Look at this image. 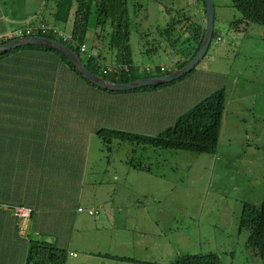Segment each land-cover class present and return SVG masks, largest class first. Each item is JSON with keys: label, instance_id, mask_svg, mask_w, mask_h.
<instances>
[{"label": "rangeland", "instance_id": "374dc122", "mask_svg": "<svg viewBox=\"0 0 264 264\" xmlns=\"http://www.w3.org/2000/svg\"><path fill=\"white\" fill-rule=\"evenodd\" d=\"M213 1L214 29L220 39H214L205 54L212 58L209 68L196 65L186 78L196 77L202 68L205 73L208 71L207 79L213 78L211 91L221 87L225 90L214 154L154 148L118 139L104 145L96 134L88 135L82 166L79 153L71 157L74 204L67 220L57 217L52 200L58 196H52V183L46 176L34 178L28 170L22 177L8 173L5 180L0 179V201L3 197L24 198L23 192L29 186L45 184V198L40 205L43 214H38L39 219H30V233L62 247L68 242L66 264H136L120 260L119 256L168 264L181 255L208 253L215 254L219 264H260L245 247L247 231L238 230V221L242 205L259 206L264 194V26L241 23L239 27L235 24L236 28L231 22L241 15L230 0ZM139 2L147 7L135 5ZM191 2L130 0V45L134 58L139 59L140 75L149 64L173 62L178 57L187 33L184 31L170 47V41L159 35V28L170 18L166 9L173 8L175 15L181 10L190 17L187 9H191ZM12 10L20 14L19 9ZM44 10L41 18L48 19L45 21L50 24H44L51 27L55 23ZM24 22L12 21L11 26L17 29L27 21ZM69 28L62 27V33H69ZM107 31L108 26L102 30L95 25L93 12L86 43L93 52L94 45L101 52V66L115 65L111 63ZM103 92V99L86 96V100L98 104L104 115L113 114L116 124L111 127L151 135L164 129L144 132L140 109L144 102L136 100L139 95L133 91ZM112 96H116L115 101ZM124 111L125 116H130L128 112L131 116L118 115ZM23 128L24 125H17V129ZM34 161L35 158H26L29 166L35 165ZM14 165H18L17 161ZM2 192L5 196H1ZM18 213L25 216L19 222L20 230L25 232L30 210L18 207Z\"/></svg>", "mask_w": 264, "mask_h": 264}, {"label": "crops", "instance_id": "0c3cea01", "mask_svg": "<svg viewBox=\"0 0 264 264\" xmlns=\"http://www.w3.org/2000/svg\"><path fill=\"white\" fill-rule=\"evenodd\" d=\"M191 1L192 6L190 10L187 9V14L204 27L203 6L199 0ZM135 5L144 7L140 2ZM13 8L19 9L20 14L17 15ZM42 10L52 17L54 0H0V16L3 13V18H0V36L14 33L16 29L11 26L12 21L24 19L27 22H24L23 27L41 22L50 24L45 21L48 19L41 18ZM70 21L65 24L64 29L67 25L70 27ZM155 42L153 41L152 44ZM84 45L87 50L90 49L86 42ZM94 48L95 52L92 49L86 51L91 56L92 53H101L95 45ZM109 52L111 63L115 64L114 52L113 50ZM131 56L133 65L140 68L137 64L139 59L134 58L132 51ZM210 59H212L211 55L204 56L197 67L208 69ZM175 61L174 59L173 62L152 63L145 68L160 66L167 70L173 68ZM202 68L196 77L185 76L178 84L132 92L134 95H139L136 100L144 102L140 108L144 118V132H155L163 127L166 128L167 124L173 123L178 115L211 92L209 86L213 83V78L209 76L207 79L208 71L205 73ZM104 95L105 92L88 85L68 70L52 52L25 48L0 58V179L5 180V175L8 173L21 174L22 177V173H28V170L33 172L34 178L40 174L46 176L48 183H52V196H58L57 199L52 200L57 217L67 220L74 204L71 157L79 153L82 158V162L79 159L81 167L88 135L95 134L99 127H111L116 124L112 113L104 115L98 104L86 100V96L103 99ZM112 97L114 100L116 96ZM128 114L131 116V112ZM118 115L124 118L130 117L125 116L126 111L118 112ZM17 125H24V128L17 129ZM41 156L52 157L49 169H41L39 164ZM20 158H24V161ZM26 158H35V165H27ZM14 161H17V166L14 165ZM44 185L37 182V185H31L28 187L29 190L23 192L24 198L18 197L12 200L3 197L1 201L6 204L11 201L12 204L29 206L34 210L33 218L39 219L38 214H43L40 205L45 198L42 195ZM5 194L2 192L1 196ZM62 195H64L63 200ZM44 217L48 218L47 215ZM29 222L30 220L26 223L27 230L23 232L13 226V219L8 212L0 211V264H24ZM65 247L68 248L69 244Z\"/></svg>", "mask_w": 264, "mask_h": 264}, {"label": "trees", "instance_id": "16d2710c", "mask_svg": "<svg viewBox=\"0 0 264 264\" xmlns=\"http://www.w3.org/2000/svg\"><path fill=\"white\" fill-rule=\"evenodd\" d=\"M199 1L205 11V1ZM129 2L130 0H54L52 18L55 24H52V31L32 32L31 35L45 36L67 44L79 54L81 60L92 73L106 80L117 83H128L141 78L171 73L172 71L183 67L196 54L202 42L204 27L193 20L192 17L186 16L181 10H177V14L175 15L172 9H166L170 14V18L164 27L159 28V34L170 41L171 45H174L185 31L187 34L182 41L183 46L182 48H179V55L175 59L176 61L173 68L167 70L163 68V70H161L162 67L154 66L152 69L150 68L149 71L145 70L143 75H140V68L134 66L132 63ZM230 5L241 15V18L234 19L231 22V25L233 24V26H235V24H237L236 26L239 27L241 23L244 26L251 23L264 26V0H230ZM93 12L95 13V25L98 28L104 30L107 26L109 27V31H107L108 46L110 50H113L114 52L115 64L121 67L126 66L127 71L121 70L118 74H102L100 70V62L103 58L101 53L94 54L91 52L93 56L90 54V57L85 58L80 52V46L86 42L88 24ZM68 21L71 22L70 31L65 34H69L71 37L68 40H63L62 37L57 34V30L59 32H65L64 26ZM214 21L212 38L209 46L214 39H220L218 32L214 29ZM40 24H44V22L28 27L22 26L17 28L14 33L19 29L32 28L39 26ZM62 27L64 30L61 29ZM14 33L11 35H1L0 44L18 37L17 35H14ZM25 48L52 52L64 63L68 70L88 85L95 86L81 75L67 56L53 47L27 44L5 52H0V58ZM176 49L177 48H175V50ZM195 67L196 66H194L188 73L171 82L160 85L142 86L131 91L134 92L166 87L180 81L187 76V74L192 72ZM95 87L97 88L98 86ZM102 90L110 91L106 89ZM225 100L224 88L221 87L215 89L201 98L185 112L178 115L171 125L154 135L122 131L109 126L99 127L95 131V134L101 139V142L104 145L111 144V141L118 139L129 143L149 145L154 148L187 150L195 153L214 154L218 145ZM80 162H82V158H80ZM51 163L52 157H39V164L42 170L49 169ZM133 166L139 167L141 164H134ZM18 207H24L30 210V215L26 218L27 221L33 218V208L31 209L29 206L21 204H6L4 201H0V211L8 212L13 219V226L15 225L16 228L20 229L19 222L21 219L25 218H20L16 214L15 208ZM238 230L240 232L244 230L247 231L244 243L245 247L251 251L253 257H256L260 261V264H264V194L259 206L251 205L249 203H244L242 205L238 221ZM33 234L30 233L29 229V232L27 233L28 236H26L27 250L24 264H66L68 249L65 246L68 245V242L62 247L45 238L37 239ZM105 256L110 257L109 255ZM118 259L134 262L136 264H161L156 261L136 260L125 256H119ZM168 264H219V262L218 257L215 254L208 253L181 255L174 262Z\"/></svg>", "mask_w": 264, "mask_h": 264}, {"label": "water", "instance_id": "95a60500", "mask_svg": "<svg viewBox=\"0 0 264 264\" xmlns=\"http://www.w3.org/2000/svg\"><path fill=\"white\" fill-rule=\"evenodd\" d=\"M204 1H205L204 33L198 51L183 67L174 70L171 73L163 74L160 76H150L147 78L137 79L128 83H117L106 80L92 73L87 68L85 63L81 60L79 54L76 53L67 44L45 36H38V35L19 36L13 40L0 44V52H5L27 44L53 47L59 50L60 52H62L65 56H67L85 79H87L95 86L100 87L101 89H106L110 91H128L142 86L164 84L171 82L181 77L182 75L188 73L203 58L204 54L207 51L213 32L214 2L213 0H204Z\"/></svg>", "mask_w": 264, "mask_h": 264}, {"label": "built area", "instance_id": "2783aa9c", "mask_svg": "<svg viewBox=\"0 0 264 264\" xmlns=\"http://www.w3.org/2000/svg\"><path fill=\"white\" fill-rule=\"evenodd\" d=\"M52 27V26H51ZM50 27V25L48 24H40L39 26H35V27H32V28H24V29H19L17 30L14 34L17 35L18 37L19 36H32L31 33L32 32H39V31H42V32H45V31H52V28ZM56 31V30H55ZM54 31V32H55ZM59 36L62 37L63 40H67V39H70V35L69 34H63L62 32H59ZM87 48L84 44H82L80 46V52L83 54V55H86L88 57H90V54L87 53ZM127 70V67L126 66H119V65H112V66H101L100 70L102 72V74H115L121 70ZM149 67L146 68L147 71H149ZM161 70H163V68H161ZM29 211V209H28ZM15 212L16 214L20 217V218H24L25 216H20L19 213H18V208H15Z\"/></svg>", "mask_w": 264, "mask_h": 264}]
</instances>
